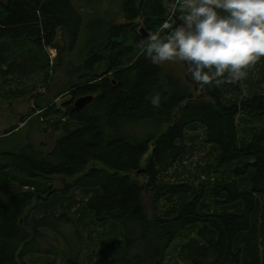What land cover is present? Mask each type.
<instances>
[{
	"label": "trees",
	"instance_id": "16d2710c",
	"mask_svg": "<svg viewBox=\"0 0 264 264\" xmlns=\"http://www.w3.org/2000/svg\"><path fill=\"white\" fill-rule=\"evenodd\" d=\"M175 2L123 0L124 22L96 16L86 28L73 0H0V77L39 74L48 81L54 47L61 66L67 54L79 62L67 69L60 94L95 95L82 110L71 100L44 112L67 118L50 151L10 145L18 127L0 137V264H25L48 231L78 259V245L87 246L78 229L82 211L73 239L60 231L71 221L77 190L84 192L83 226L102 230L98 264H162L179 239L175 248L188 264H264V57L263 87L257 81L247 93L234 87L231 99L225 83L201 86L189 72L179 79L164 63L151 64L148 37H165L185 14L178 5L169 20ZM80 40L85 46L76 50ZM157 93L158 108L147 99ZM198 131L208 175L197 186L165 182L162 174L185 158L189 133Z\"/></svg>",
	"mask_w": 264,
	"mask_h": 264
},
{
	"label": "rangeland",
	"instance_id": "374dc122",
	"mask_svg": "<svg viewBox=\"0 0 264 264\" xmlns=\"http://www.w3.org/2000/svg\"><path fill=\"white\" fill-rule=\"evenodd\" d=\"M76 8L85 17V27L89 25V20H92L96 16H101L106 22L111 23V21L116 23H122L125 21L124 14L121 11V4L123 0H73ZM183 4V0H176L173 9L170 10L169 20H175V10L178 5ZM141 26L144 22H141ZM170 23L166 22L163 28H166ZM141 26L139 29L141 30ZM145 26V25H144ZM146 28V27H145ZM147 29V28H146ZM63 43V41H62ZM85 46L82 40L75 47L76 50H80L82 46ZM49 53L51 57V63L55 65L53 72V77L48 81H45L39 74H35L31 77H0V137L6 139L10 134V129L13 127L20 128L17 136L11 139L10 145L14 142L15 145H30L29 147L37 150L47 152L50 151L55 141L61 136L63 130L60 127L64 125L67 121L66 117L60 118L58 113L53 111L50 116L45 117L44 112L53 104L58 109L59 106L62 107V103H71L72 95L66 93H61V88L64 85V80L67 78V69L73 71L74 67L79 64L76 57L71 54L66 55L68 62L61 66L62 59L61 55L58 54L57 48L49 47ZM70 61L73 64L70 65ZM75 63V64H74ZM57 64V66H56ZM70 65V66H69ZM165 70L173 75L180 77L179 79H186L188 69L186 64L180 61H170L163 64ZM247 76L238 81H228L227 72H225L224 77L219 79L224 80V82L229 87V92H226V97L231 99L235 97L232 94L234 87H239V91L243 90L245 93L248 92L250 88L254 86V82L257 81L258 88L263 86L259 85L258 77L262 71V61L259 59L254 65L246 69ZM229 85H232L231 87ZM11 90L17 91L20 97L13 98L9 93ZM57 102V103H53ZM21 119H27L29 121L27 124ZM26 121V122H27ZM264 124V121L262 122ZM135 132L140 134L143 133L141 127H137ZM197 135L193 138L191 133H189L190 139L187 138V142L190 145V151L186 154L185 158L178 163H176L173 168L168 172L163 173L162 177L165 182H175L179 183H192L194 185H201L199 178L201 174L208 175V158H207V147L203 144V134L201 131L196 133ZM6 142V141H5ZM7 146V145H6ZM28 148V147H27ZM97 166L101 164L97 163ZM203 182V181H202ZM196 183V184H195ZM196 185V186H197ZM149 191H147V195ZM65 197H62V202ZM84 198V192L77 190L74 195V200L70 209V222H63V226L60 231H64L65 236L74 238V227H76V222L80 219L81 215V229L84 238L86 239V248L79 244L81 251L78 254V259L75 258V253L70 254V250L67 246L58 244L52 237L57 236L53 232L48 231L47 237H40L39 248L40 252H36L28 256L25 264H98L102 258V243L99 242L100 237L98 236V231L95 230L96 227H84L87 223L85 216L86 209L83 211L82 200ZM59 203H61L59 201ZM58 203V205H59ZM85 208V207H84ZM42 208H40L41 210ZM60 210H64L63 204ZM37 216L41 215L39 209L34 211ZM62 211H57L56 215H60ZM76 221V222H75ZM102 232V230L100 231ZM75 240L72 241V243ZM182 240H177L173 247L168 251L165 260H162V264H188L180 260L178 254V248ZM79 243V242H77ZM179 244V245H178ZM63 247V248H62ZM176 247V248H175ZM106 259V258H105ZM102 261L101 264H105Z\"/></svg>",
	"mask_w": 264,
	"mask_h": 264
},
{
	"label": "clouds",
	"instance_id": "9594fccd",
	"mask_svg": "<svg viewBox=\"0 0 264 264\" xmlns=\"http://www.w3.org/2000/svg\"><path fill=\"white\" fill-rule=\"evenodd\" d=\"M182 7L185 14L168 35L148 37L151 64L183 62L191 79L204 86L224 82L219 78L225 72L228 81L243 79L264 57V0H183ZM147 99L160 106L159 93Z\"/></svg>",
	"mask_w": 264,
	"mask_h": 264
},
{
	"label": "water",
	"instance_id": "95a60500",
	"mask_svg": "<svg viewBox=\"0 0 264 264\" xmlns=\"http://www.w3.org/2000/svg\"><path fill=\"white\" fill-rule=\"evenodd\" d=\"M95 96L93 94L84 95L76 99L75 106L77 109H84L89 103L94 100ZM154 264H161L160 260H157Z\"/></svg>",
	"mask_w": 264,
	"mask_h": 264
},
{
	"label": "bare ground",
	"instance_id": "6f19581e",
	"mask_svg": "<svg viewBox=\"0 0 264 264\" xmlns=\"http://www.w3.org/2000/svg\"><path fill=\"white\" fill-rule=\"evenodd\" d=\"M178 22H179V19L177 20ZM142 31H144V29H142ZM145 33V32H144ZM86 95H89V94H86ZM94 95V94H93ZM82 96H84V95H82ZM95 96V95H94ZM79 97H81V96H79ZM79 97H77V98H79ZM76 98V99H77ZM76 99L74 100V107L76 108V106H75V101H76ZM90 104V103H89ZM77 109V108H76ZM79 110V109H78Z\"/></svg>",
	"mask_w": 264,
	"mask_h": 264
},
{
	"label": "flooded vegetation",
	"instance_id": "af4514ba",
	"mask_svg": "<svg viewBox=\"0 0 264 264\" xmlns=\"http://www.w3.org/2000/svg\"><path fill=\"white\" fill-rule=\"evenodd\" d=\"M78 97H79V96H78ZM72 98H73L72 100H73V103H74V100H75L77 97L72 96Z\"/></svg>",
	"mask_w": 264,
	"mask_h": 264
}]
</instances>
